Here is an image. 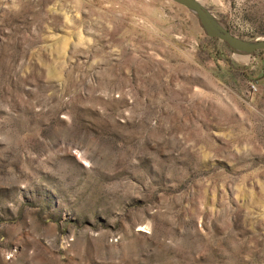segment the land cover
<instances>
[{"label":"rangeland","instance_id":"obj_1","mask_svg":"<svg viewBox=\"0 0 264 264\" xmlns=\"http://www.w3.org/2000/svg\"><path fill=\"white\" fill-rule=\"evenodd\" d=\"M194 1L264 40V0ZM0 264H264V49L171 0H0Z\"/></svg>","mask_w":264,"mask_h":264},{"label":"water","instance_id":"obj_2","mask_svg":"<svg viewBox=\"0 0 264 264\" xmlns=\"http://www.w3.org/2000/svg\"><path fill=\"white\" fill-rule=\"evenodd\" d=\"M179 5L192 10L200 19L203 29L207 36L221 38L230 43L236 49L242 52L251 53L255 50L264 49V40L257 42H243L239 38L232 36L226 30L215 28L212 20L209 18L203 8L194 0H171Z\"/></svg>","mask_w":264,"mask_h":264},{"label":"built area","instance_id":"obj_3","mask_svg":"<svg viewBox=\"0 0 264 264\" xmlns=\"http://www.w3.org/2000/svg\"><path fill=\"white\" fill-rule=\"evenodd\" d=\"M256 91H257L256 87L254 85H251L250 92L254 93Z\"/></svg>","mask_w":264,"mask_h":264}]
</instances>
